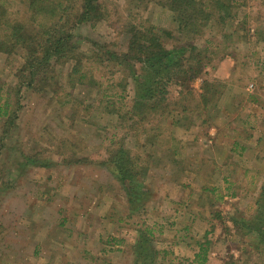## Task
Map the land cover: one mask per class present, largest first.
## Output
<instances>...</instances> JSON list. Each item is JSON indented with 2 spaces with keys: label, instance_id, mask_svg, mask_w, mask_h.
<instances>
[{
  "label": "trees",
  "instance_id": "trees-1",
  "mask_svg": "<svg viewBox=\"0 0 264 264\" xmlns=\"http://www.w3.org/2000/svg\"><path fill=\"white\" fill-rule=\"evenodd\" d=\"M250 1L248 17L252 18L253 25L248 28V19L244 17L241 20L238 10ZM12 7H15L14 10ZM123 7L128 11L127 16L118 9L111 10L106 0H0V61L3 66L12 68L9 80L0 81V194L1 190L16 185L15 181L8 180L13 177L12 166L15 164L11 165L9 159L4 160L8 140L11 139L12 146L21 154L15 167L25 168L19 162L22 159L25 166L47 170L46 184L54 180L59 168H72L69 182L90 193L88 196L95 191L96 185H99L96 187L99 193L112 196L114 193H110L106 185L98 184L100 182L96 179L84 178L80 185L81 179L77 175L85 167L98 166L107 170L118 182V191L114 194L118 200L114 201L110 212L101 217L102 225L110 223L113 218L111 211L115 212L120 205V193L129 206H134V197L139 199L141 194L151 192L144 182L155 168L167 171V167H162L165 157L172 164L182 162L178 154V149L181 151L182 147L171 144L173 133L171 131L169 136H165L166 126L191 130L198 125V121L206 123L210 110L218 107L222 82L205 80L200 93H196L191 85L213 64L206 52L213 43H216L215 49L218 48L215 36L222 39L231 34L241 35L239 42L247 44L252 41L254 46L264 49V0H126ZM154 13L159 19L166 16L170 26L166 28L155 24L152 21ZM14 14L17 17H11ZM101 22L113 28L115 33L111 41L102 42L79 32ZM229 29L233 30L232 33ZM209 32L216 34L211 39L205 38L204 46L200 47L198 40ZM225 56L236 59L229 51ZM261 58L256 65L264 67V57ZM99 68H112V74L117 76H111L104 91H101L104 82L93 75V71ZM77 88H85L87 94L84 98L75 94ZM92 88L98 89L95 95L103 92L99 100L93 95L90 97ZM230 91L228 89V93ZM42 95L50 104H58V110H65L63 115L55 118L59 128L67 130L68 126L70 133L74 130L72 136L78 133L80 139L74 137L58 141L54 133L48 131L53 143H42L28 152L20 141L21 129L17 128L25 109V99ZM94 108V114L102 120L109 119L114 129L107 137L106 149L86 157L82 154L84 140L85 143L92 140V137L88 140L92 124L86 111ZM49 125L52 130H58L56 125ZM228 126L231 127L230 124ZM250 136L248 134L246 138ZM262 140L261 137L258 142ZM243 142L233 140L227 157L231 158L238 149L243 155L250 148H257V145ZM133 144L136 153L131 148ZM137 149L144 152L140 153ZM224 163L227 164L228 160ZM202 166L203 163L195 169L198 178L204 181L200 187H194L192 182L184 183L183 187L194 189L188 193L190 201L194 200V193L199 195L198 204L208 209L207 217L204 216L201 221H208L211 217V223L205 229L201 225H188L174 233L175 237L180 236L176 243L184 244L194 252L192 259L185 258L184 261L187 264L218 261L220 256L214 258L212 252L222 240L235 244L239 254L237 259L232 256L228 260L220 259L222 264H257L254 263L255 256L264 261V183L259 188L255 213L250 219L234 215L231 221L218 225V221L224 222V217L215 202L222 200L224 195L221 191L235 197L237 191L234 188L242 181L226 175L212 179L216 172H220L219 166L213 164L208 172L199 169ZM187 168V164L182 162L184 173ZM247 173L245 170L244 175ZM62 174L69 176L67 171ZM198 178H193V181H198ZM212 180L217 182L212 184ZM192 207L193 202H187L184 213L188 215L189 223L193 224L199 220L200 212ZM134 208L140 210L138 206ZM134 208L130 206V214L136 211ZM87 215L84 213L81 217ZM64 217L61 218L62 227L68 220ZM125 219L128 217L124 218L122 211L118 218L116 215V219H112L116 233L99 236L102 248L98 253L83 248L82 264H114L111 256L116 254L128 255L131 264H161L159 262L169 251L155 246L153 229L149 226L136 229L134 239L117 234L126 226ZM218 226L223 233L216 239L214 235ZM250 235H255L258 241H247ZM67 238L65 234L64 239ZM7 246L8 250L11 246ZM42 247V243L37 244L33 254L38 256ZM3 261L9 264L6 259ZM64 262L75 264L73 261Z\"/></svg>",
  "mask_w": 264,
  "mask_h": 264
},
{
  "label": "rangeland",
  "instance_id": "rangeland-1",
  "mask_svg": "<svg viewBox=\"0 0 264 264\" xmlns=\"http://www.w3.org/2000/svg\"><path fill=\"white\" fill-rule=\"evenodd\" d=\"M250 2L238 10V16L241 20L248 19V28L253 25L252 18L248 17L249 4H252V1ZM125 3L126 0H106V5L111 7V10L118 9L127 16L128 11L123 7ZM254 3L256 4V1ZM12 8L14 10L15 7ZM11 17L15 18L17 15L14 14ZM152 21L166 28L170 26L166 16L159 19L154 13ZM228 31L232 33L233 30L229 29ZM79 32L102 42L111 41L115 33L108 23L103 22L96 26L82 28ZM215 34L209 32L208 35L200 38L198 40L199 46L203 47L204 40L207 37L211 39ZM215 37L219 42L218 48L215 49L216 43H213L209 51L206 52L213 64L209 65L206 72L196 78L191 85L196 93H200L205 80L222 82L223 85L219 88L222 95L217 103L218 107L210 110L209 120L206 123L201 124L198 121V125L191 130H185L175 125H165L167 128L165 129V136H169L171 131L173 133L172 138L174 139L171 144L177 148L182 147L180 148L181 151L178 149V154L180 160L187 164V172H183L182 162L172 164L165 157L162 161V167H167V171L162 172L160 168H155L156 171L151 172L150 177L144 182L146 184L144 186L149 188L151 192L141 194L139 199L134 197V206H138L140 210L135 209L130 204L136 210L130 214L129 210L131 209L127 200L124 199L125 196L118 192L120 193L118 195L120 196L118 201L120 205L115 212L112 213V210L110 213L113 214L112 219H116V215L118 218L121 211L124 218L128 217L125 219L126 226L120 229L117 234L134 239L136 238V229L144 226L151 227L155 246L158 249H168L169 251L165 259L159 262L161 264H187L188 262L184 259H192L194 252L188 246L176 243L180 236L175 237L174 233L188 225H201V228L205 229L211 223V217H208V221H201L205 219L204 216L207 217L208 209L206 206L198 204L199 195L194 193V200L190 201L187 198L188 193L194 189L187 186L183 187L184 183L187 185V183L192 182L193 186L197 188L204 182L198 178L197 170H195L198 165L203 163L199 169L208 172L213 168V164H217L220 172H216L217 175L214 174L212 179L219 175V178H223V175H226L236 181H242L234 188L237 191L235 197L221 191L224 196L219 203L215 202V204L224 217V222L218 221V225H224L228 220L231 221L234 215H242L250 219L255 213V199L259 194V188L264 183V67L256 65L258 59L264 57V49L254 46L252 41L247 44L239 42L242 39L241 35L231 34L222 39L218 35ZM228 51L233 53L236 59L226 57L225 54ZM1 62L0 81L3 82L9 80L12 68L3 66ZM112 72V68H99L93 71L96 79L104 82L101 91L107 88L111 76L117 77ZM228 89H231L230 93H228ZM97 91V88H92L90 97L93 95V98L96 97L99 100L103 92H98L95 95L94 92ZM75 94L84 98L87 93L85 88H77ZM128 104H130L129 101ZM24 105L25 109L22 110V117L17 129H21L20 141L23 142L22 144L25 145L28 152L37 145H42V143L48 145L53 143L52 139L48 137V131L54 133L58 141L68 138L74 139V137L76 140L80 139L78 133L72 136L74 130L70 133L71 130L68 126L67 130L59 128V123L55 122V118L59 114L63 115L65 110H58L56 107L58 104H50L47 97L42 95L26 98ZM95 110L96 108L86 111L90 117L89 123L92 124L88 137V140L91 137L92 140L85 143V139L83 143L85 148L82 154L86 157L104 151L108 143L107 137L111 135L110 133L114 129L110 120L107 118L105 120L100 119L95 115ZM243 121L244 123H242ZM228 122H231L229 123L231 127L228 126L229 124L227 125ZM49 124L56 125L58 130H52ZM234 126L237 127V130L233 129ZM97 128L102 129V131ZM248 134L251 135L249 139L246 138ZM261 137L263 140L258 142ZM235 139L242 141V143L245 141L252 146L257 145V148H250L243 155L239 154L240 149H238L229 158L227 156L230 151L228 155L226 153ZM102 140L105 142L102 143ZM11 141V139L8 140L4 160L9 159L8 162L16 166V161L20 159L21 154L17 148L12 146ZM131 148L136 153L134 144ZM223 149H225V153H222ZM137 151L144 152L142 149H137ZM225 160H228L227 164L224 163ZM19 162L25 168L12 166L14 168L13 174H11L13 177L8 179L15 181L16 185L1 190L0 194V264L5 263L4 259L9 264H66L64 261L82 264L81 252L83 253V248L98 253L102 248L99 236L116 233V226L112 219L110 223L106 222L102 225L101 217L107 215L118 200V197L116 199L114 195L118 191V182L112 179V176L105 169L98 168V166H84L85 168H80V172L77 173L79 180L81 179L80 185L84 182V178L89 177L88 180L96 179L100 182L98 184L106 185L107 190L114 193L112 196L103 195L96 189L99 185H96L95 191L88 196L90 193H85L80 187L78 188L77 184L69 182L68 178L71 176L69 174L72 168H59L54 174V180L46 184L47 170L39 171L31 165L25 166L22 159ZM245 170L248 171L246 175H244ZM63 171H67L69 176H64ZM193 178L199 180L194 182ZM214 181L212 180L210 183L217 182ZM93 183L96 182L93 181ZM213 200L217 201L215 198ZM187 202L189 204L193 202L192 208L196 212H200L199 220L193 224L189 223L188 215L184 213V206H187ZM84 213L88 215L82 218L81 215ZM63 216L68 218L67 220L64 217L66 219L65 227L60 225ZM212 222L214 223V221ZM192 228L189 231L190 234ZM2 232L5 234L2 235ZM221 233H223V229L218 226L214 237L219 239ZM63 234L64 236L67 235L68 240L64 239ZM246 240L258 241L255 235L248 236ZM40 243L43 247L39 250V255L35 256L33 250ZM218 244V248L212 252L214 258L220 256V259L228 260L230 256L235 259L239 257L238 250L234 248L235 244H229L225 240ZM7 245L11 246L8 250ZM111 259L114 264H131L128 255L116 254L111 256ZM220 259L211 264H222ZM254 259V263L264 264V261H260L258 256H255Z\"/></svg>",
  "mask_w": 264,
  "mask_h": 264
}]
</instances>
